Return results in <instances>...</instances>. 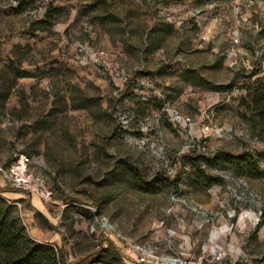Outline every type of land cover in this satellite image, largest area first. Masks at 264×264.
I'll return each instance as SVG.
<instances>
[{
	"label": "rangeland",
	"instance_id": "1",
	"mask_svg": "<svg viewBox=\"0 0 264 264\" xmlns=\"http://www.w3.org/2000/svg\"><path fill=\"white\" fill-rule=\"evenodd\" d=\"M246 155L264 0H0V183L65 264H264V175L221 160Z\"/></svg>",
	"mask_w": 264,
	"mask_h": 264
},
{
	"label": "trees",
	"instance_id": "2",
	"mask_svg": "<svg viewBox=\"0 0 264 264\" xmlns=\"http://www.w3.org/2000/svg\"><path fill=\"white\" fill-rule=\"evenodd\" d=\"M214 89L221 91L224 88ZM221 160L229 162L236 168L244 169L250 176L264 175V172L258 169L256 162L250 155L222 156ZM210 181L211 184L219 182V180L214 179ZM4 192L0 189V264H65L61 250L50 244L38 243L27 235L16 206L17 203H21V200L7 201L1 196ZM99 249L92 254L91 261L85 264L101 263L102 252L108 256H112L114 253L111 242L106 248Z\"/></svg>",
	"mask_w": 264,
	"mask_h": 264
},
{
	"label": "crops",
	"instance_id": "3",
	"mask_svg": "<svg viewBox=\"0 0 264 264\" xmlns=\"http://www.w3.org/2000/svg\"><path fill=\"white\" fill-rule=\"evenodd\" d=\"M0 189L5 191L4 193L1 194V196L4 199H6L7 201L21 200L20 204L25 202L26 205L30 206V208L32 209L33 212L42 213L41 211L43 208V204L39 200V198L36 199L34 197V194H32L30 192H23V191H9L7 189H4L3 183H0ZM32 211H28L29 213H28V215L26 214V216L30 217L28 222H29V225H32V227H33L34 221H33V219H31V215L33 213ZM24 227H26V229H28L26 225H24ZM28 236L38 243L50 244V245L57 247L59 250L62 249L61 238L58 234H53V235H50V237H44L43 238V237H41L40 233L38 232V228L35 226L33 229H31L30 232H28ZM129 257L133 261H136V258L134 256H129ZM149 263L152 264L151 262H147V264H149ZM136 264H138L137 261H136Z\"/></svg>",
	"mask_w": 264,
	"mask_h": 264
},
{
	"label": "built area",
	"instance_id": "4",
	"mask_svg": "<svg viewBox=\"0 0 264 264\" xmlns=\"http://www.w3.org/2000/svg\"><path fill=\"white\" fill-rule=\"evenodd\" d=\"M208 130L209 128L205 127V131ZM16 183H17V187L22 186L21 181L17 180ZM16 205L18 206V204ZM126 254L128 256H134L136 258L137 263L139 264H143L147 262H151L152 264H154L153 260L155 259V256L151 250H146L144 248H140L139 246H131L130 248L126 249Z\"/></svg>",
	"mask_w": 264,
	"mask_h": 264
}]
</instances>
